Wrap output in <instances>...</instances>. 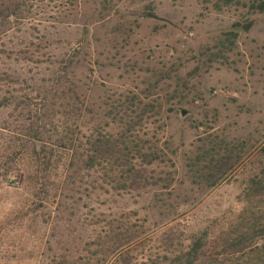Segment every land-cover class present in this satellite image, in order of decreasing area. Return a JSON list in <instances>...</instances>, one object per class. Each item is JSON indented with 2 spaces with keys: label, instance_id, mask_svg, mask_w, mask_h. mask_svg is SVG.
I'll return each instance as SVG.
<instances>
[{
  "label": "rangeland",
  "instance_id": "rangeland-1",
  "mask_svg": "<svg viewBox=\"0 0 264 264\" xmlns=\"http://www.w3.org/2000/svg\"><path fill=\"white\" fill-rule=\"evenodd\" d=\"M201 1L44 3L0 37V100H16L0 110V174L28 127L56 161L48 197L0 177V264L88 257L86 243L107 222L142 232L151 240L138 259L154 257L166 229L186 240L241 208L247 161L264 145V11L254 0L220 12ZM138 102L155 114L134 134L163 150L170 162L150 169L173 181L113 191L77 162L90 137L117 134L116 115ZM227 147L239 167L212 189L193 184L190 160Z\"/></svg>",
  "mask_w": 264,
  "mask_h": 264
},
{
  "label": "trees",
  "instance_id": "trees-1",
  "mask_svg": "<svg viewBox=\"0 0 264 264\" xmlns=\"http://www.w3.org/2000/svg\"><path fill=\"white\" fill-rule=\"evenodd\" d=\"M53 2H58L56 8H59L62 0H0V37L7 35L14 24L31 18L39 5L40 11H45L42 4ZM238 2L201 1L202 4H210L217 12ZM250 8L264 11V0L252 1ZM2 82L6 83L0 78V91L5 85ZM66 93L73 92L69 90ZM13 101L16 100L1 99L0 110L10 106L9 102ZM154 108L153 103L138 102L136 106L129 103L126 110L114 119L120 124L117 134H98L88 139L76 170H98L106 184L117 192H138L160 184L164 188L171 186L172 173L156 176L150 169L154 165L170 162L166 154L155 144L134 134L136 126L144 121L146 114H155ZM30 131L32 129L28 127L26 135L14 144L10 166L2 170L0 177L8 181L12 176L20 188L27 182L34 183L40 187L39 192L48 197L50 171L56 163L54 151L40 141L38 132ZM238 152L236 147H227L222 153L211 148L195 156L188 165L192 172V183L206 190L216 187L243 162ZM247 167L240 209L228 211L229 218L213 219L186 240L182 232L166 229L156 239L158 253L154 257L138 259L151 240L142 241V232L122 223L115 225L107 222L94 240L86 243L84 252L89 254L88 257L53 259L48 264H264V145L252 154Z\"/></svg>",
  "mask_w": 264,
  "mask_h": 264
},
{
  "label": "water",
  "instance_id": "water-1",
  "mask_svg": "<svg viewBox=\"0 0 264 264\" xmlns=\"http://www.w3.org/2000/svg\"><path fill=\"white\" fill-rule=\"evenodd\" d=\"M149 17H151V18H153V19H157V17L154 16V15H149Z\"/></svg>",
  "mask_w": 264,
  "mask_h": 264
}]
</instances>
